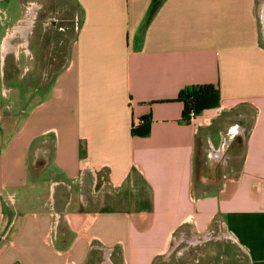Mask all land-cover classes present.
Masks as SVG:
<instances>
[{"label":"crops","instance_id":"0c3cea01","mask_svg":"<svg viewBox=\"0 0 264 264\" xmlns=\"http://www.w3.org/2000/svg\"><path fill=\"white\" fill-rule=\"evenodd\" d=\"M35 1L1 43L2 55L35 64L43 95L13 130L9 181L0 169V264L27 224L1 190L23 187L33 163L60 176L45 181L44 242L62 264H156L199 246L206 264H264V0ZM205 85L220 105L189 123L180 94ZM138 119L148 135L133 132ZM203 154L226 173L211 190L197 181ZM103 219L123 226L127 246L98 234Z\"/></svg>","mask_w":264,"mask_h":264},{"label":"rangeland","instance_id":"374dc122","mask_svg":"<svg viewBox=\"0 0 264 264\" xmlns=\"http://www.w3.org/2000/svg\"><path fill=\"white\" fill-rule=\"evenodd\" d=\"M25 0H0V169L5 172L6 167V179H10V170L8 167V158L6 156L11 136L15 132L19 131V123L21 117L24 115L25 111H29L34 105L38 103V100L43 95V87H40V81L36 78L38 73H35L34 65L29 59L24 58L22 54L21 61H16L15 55H2L1 43L2 37L11 30L12 27L19 23L21 17H23L24 9L22 4ZM34 1V0H33ZM51 3H62L64 0H50ZM74 1V0H67ZM35 2H42V0H36ZM34 15V13H32ZM40 31V23L35 27V34ZM36 38V37H35ZM32 52L34 47H31ZM33 65V66H32ZM51 75V74H49ZM48 75V76H49ZM51 78V77H50ZM26 114V113H25ZM235 117H238L235 115ZM13 118V120H10ZM217 121V124L223 121ZM244 119V118H241ZM6 124H17L16 127H10ZM5 126V128H4ZM13 130L15 131L13 133ZM206 151V150H205ZM206 155V152H205ZM203 154L199 166L197 167V181L202 186V189L211 190L212 187H216L220 180H223V176L226 175L224 167L214 162L213 160L207 159ZM15 167H12V171ZM57 170L52 163H49L47 167L38 168L36 163L31 164L28 172L27 183L23 187L14 186L10 183H6L5 187L1 190L3 196L12 194L18 199L17 207L20 209V226L24 223V218L26 219V227L19 235L21 230L16 231L12 237H8L10 240H5V251L6 255L4 257L2 264H26L25 261H30L34 259L36 263L28 264H62L60 259L55 254V249L44 242V237L49 230L51 224V219L45 203L50 201V190L48 184L45 183L46 179L60 178L59 174L56 173ZM13 175L17 176L18 172L13 171ZM7 181V182H8ZM61 188H57L59 191ZM146 195V194H145ZM118 195L114 192H109L108 189L103 193V201H114ZM58 197V196H57ZM31 201L32 203L26 207L25 201ZM4 199V198H3ZM5 200V199H4ZM61 202V199H59ZM13 202V201H11ZM103 202V205L106 203ZM4 208L6 210V205ZM15 204V203H14ZM47 206V205H46ZM117 208L123 207L120 202H117ZM132 208V207H131ZM13 210V209H12ZM12 211H5V213H10ZM74 213L75 211H70ZM15 211H13V215ZM12 215V213H10ZM38 225L35 230H31L32 225ZM100 227L98 229V234L103 238H106L108 242L113 243L116 248L121 249V246H127L128 237L123 230V226L112 220L103 219L100 221ZM19 226V224H18ZM64 223H62L58 229L59 234L62 233ZM57 232H52L49 235V241L54 240ZM71 233V232H70ZM72 234V233H71ZM75 236V235H72ZM13 241V242H11ZM97 244L101 243L99 241ZM209 248V246L207 247ZM207 248H202L199 246L198 249H188L186 251H180L181 248H174L171 250L169 259L161 257L159 263L156 264H197L195 261L199 258V252L203 253L204 256L200 258L201 262L199 264H206L209 258L206 254ZM77 257L83 258L84 254H87V244L86 242L80 243L76 247ZM120 254V252H119ZM99 258L101 259L100 255ZM117 264H123L122 258L115 257Z\"/></svg>","mask_w":264,"mask_h":264},{"label":"trees","instance_id":"16d2710c","mask_svg":"<svg viewBox=\"0 0 264 264\" xmlns=\"http://www.w3.org/2000/svg\"><path fill=\"white\" fill-rule=\"evenodd\" d=\"M157 6L158 2L155 1L152 5L150 16H153ZM180 99L184 103L183 118L187 122L188 115L192 110L196 111L198 114H202L205 110L215 109L220 105L219 91L212 85H205L182 91ZM145 121L147 122V120ZM133 132L139 136H146L150 132V127L147 123L140 128L133 129Z\"/></svg>","mask_w":264,"mask_h":264},{"label":"built area","instance_id":"2783aa9c","mask_svg":"<svg viewBox=\"0 0 264 264\" xmlns=\"http://www.w3.org/2000/svg\"><path fill=\"white\" fill-rule=\"evenodd\" d=\"M217 113V112H216ZM201 114H198L196 111L192 110L189 115H188V122L189 123H194L197 121V119L199 118ZM206 122H209L210 120H212V118H206L205 117ZM147 122L144 119H138L135 120L133 122V129H137L138 127L146 124Z\"/></svg>","mask_w":264,"mask_h":264},{"label":"bare ground","instance_id":"6f19581e","mask_svg":"<svg viewBox=\"0 0 264 264\" xmlns=\"http://www.w3.org/2000/svg\"><path fill=\"white\" fill-rule=\"evenodd\" d=\"M4 46H5V44H4ZM6 49H8L7 44H6Z\"/></svg>","mask_w":264,"mask_h":264}]
</instances>
